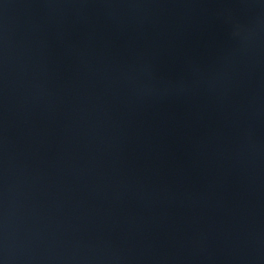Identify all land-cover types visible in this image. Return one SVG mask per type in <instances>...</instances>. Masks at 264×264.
<instances>
[{
	"label": "water",
	"instance_id": "1",
	"mask_svg": "<svg viewBox=\"0 0 264 264\" xmlns=\"http://www.w3.org/2000/svg\"><path fill=\"white\" fill-rule=\"evenodd\" d=\"M0 264H264V0H0Z\"/></svg>",
	"mask_w": 264,
	"mask_h": 264
}]
</instances>
